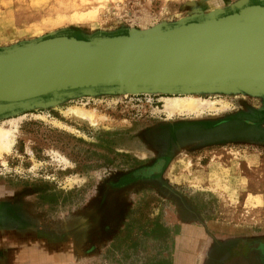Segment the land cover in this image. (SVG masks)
I'll list each match as a JSON object with an SVG mask.
<instances>
[{
  "label": "rangeland",
  "instance_id": "rangeland-1",
  "mask_svg": "<svg viewBox=\"0 0 264 264\" xmlns=\"http://www.w3.org/2000/svg\"><path fill=\"white\" fill-rule=\"evenodd\" d=\"M235 1L0 0V48L52 32L84 39L145 30L223 12ZM123 92L0 116L6 126L17 117L11 148H0V198L16 192L23 223L54 229L63 264H203V246L195 255L188 242L198 229L218 236L263 233L264 94ZM190 94L218 101L219 109L167 113L165 98ZM71 105L92 111L96 120L70 117ZM183 122L207 127L174 132ZM164 154L157 180L113 188L110 180ZM5 214L3 230L14 223ZM94 219L100 229L89 228L90 237Z\"/></svg>",
  "mask_w": 264,
  "mask_h": 264
},
{
  "label": "water",
  "instance_id": "water-1",
  "mask_svg": "<svg viewBox=\"0 0 264 264\" xmlns=\"http://www.w3.org/2000/svg\"><path fill=\"white\" fill-rule=\"evenodd\" d=\"M227 11L84 39L52 32L1 47L0 116L118 88L264 94V5L237 0Z\"/></svg>",
  "mask_w": 264,
  "mask_h": 264
},
{
  "label": "flooded vegetation",
  "instance_id": "flooded-vegetation-1",
  "mask_svg": "<svg viewBox=\"0 0 264 264\" xmlns=\"http://www.w3.org/2000/svg\"><path fill=\"white\" fill-rule=\"evenodd\" d=\"M223 12L228 11L226 10ZM206 127L207 125L202 126L198 125V123L188 124L183 122L182 124H177L173 131L185 135L191 132H198L199 129L203 130ZM158 131L160 133L162 132V136L166 135L168 137L169 135L167 130L164 128H161ZM166 158L167 155L164 154L147 166L125 173L126 175L124 174L123 176H120L114 180L115 182L110 180L112 185L115 184L113 188L119 189L123 186L127 187L135 180H157V176L161 174L166 163ZM109 188L112 189V186ZM16 200V192L9 193L6 199L0 198V220L2 217H6L5 213H8V218L14 222L12 226L7 227L8 229H0V239L7 238V235H4L6 233H3V231H10L11 237L9 238H12L19 236L18 233L22 230L31 231L32 233H29L28 235H32V237L34 236L36 238L38 237L39 239L51 240L56 238V233H54V229L52 228L49 229L36 226L28 221L23 223L21 220L24 221V218L20 212L21 210L19 211V207L15 204ZM19 222L22 223L20 224ZM89 228L91 231L93 230L97 233L100 226L94 219L87 226L88 235L90 231ZM206 230L208 232H202L198 229L196 235L188 236L189 248L196 246L195 255H198V253L201 252L200 247L203 246L204 249L201 256L203 259L205 258L203 260V264H264V232L260 234L228 233L225 236H218L219 234H216L217 232L215 230ZM60 237H62V235H60ZM55 240H58V238ZM59 240V242L62 241L61 238H59Z\"/></svg>",
  "mask_w": 264,
  "mask_h": 264
},
{
  "label": "bare ground",
  "instance_id": "bare-ground-1",
  "mask_svg": "<svg viewBox=\"0 0 264 264\" xmlns=\"http://www.w3.org/2000/svg\"><path fill=\"white\" fill-rule=\"evenodd\" d=\"M217 9V8H216ZM200 17L203 18V15H197L190 18ZM119 91H128V92H139L137 89L132 88H118ZM118 91V92H119ZM119 92V93H122ZM166 104L165 109L169 115L173 114H197L201 115L205 111H211L215 109H219L216 105L218 101L213 100H204L200 97H194L193 95H186V96H170L165 98ZM222 106L221 109H225L227 107V103L223 102L221 103ZM67 114L70 115V117L80 120V121H94V113L84 107L77 106V105H71V107L68 108ZM17 118V117H16ZM16 118L8 119L9 120V126H6L4 124L0 125V148L2 150L8 149L11 146V143L13 141V138L16 135L17 129L16 124L17 120ZM96 120V119H95ZM93 124V123H92ZM11 148V147H10ZM256 251V250H255ZM242 263V262H241Z\"/></svg>",
  "mask_w": 264,
  "mask_h": 264
},
{
  "label": "crops",
  "instance_id": "crops-1",
  "mask_svg": "<svg viewBox=\"0 0 264 264\" xmlns=\"http://www.w3.org/2000/svg\"><path fill=\"white\" fill-rule=\"evenodd\" d=\"M5 233L7 238L11 237L10 231ZM29 233L32 232L22 230L18 233L19 236L12 237L13 239H0V250H3L0 251V264H63L64 255L56 246L59 244L56 238L39 239L28 235ZM46 244H50L49 249H44Z\"/></svg>",
  "mask_w": 264,
  "mask_h": 264
}]
</instances>
